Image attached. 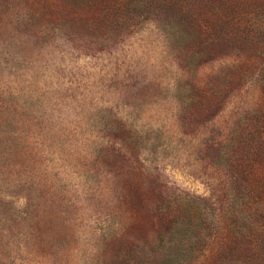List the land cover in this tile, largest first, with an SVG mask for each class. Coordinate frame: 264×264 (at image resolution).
Here are the masks:
<instances>
[{"label":"rangeland","instance_id":"374dc122","mask_svg":"<svg viewBox=\"0 0 264 264\" xmlns=\"http://www.w3.org/2000/svg\"><path fill=\"white\" fill-rule=\"evenodd\" d=\"M158 14L0 0V264H111L113 237L158 238L131 190L201 200L206 240L185 264L228 263L235 174L216 154L246 117L264 124V59L191 47Z\"/></svg>","mask_w":264,"mask_h":264},{"label":"trees","instance_id":"16d2710c","mask_svg":"<svg viewBox=\"0 0 264 264\" xmlns=\"http://www.w3.org/2000/svg\"><path fill=\"white\" fill-rule=\"evenodd\" d=\"M153 3L160 17L157 24L170 35H183L191 47L203 44L218 53L241 46L249 59H264V0ZM216 155L226 160L221 168L235 174L226 191L232 202L231 238L222 255L227 264H264V124L252 125L246 117ZM126 193L122 202L129 209L146 210L159 237L115 236L104 242V261L108 257L111 264H185L205 242L210 216L201 200L170 199L154 190Z\"/></svg>","mask_w":264,"mask_h":264}]
</instances>
